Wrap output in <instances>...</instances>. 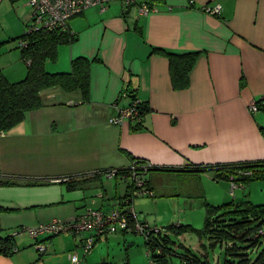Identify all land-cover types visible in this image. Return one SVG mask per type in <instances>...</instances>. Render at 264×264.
<instances>
[{"label":"crops","instance_id":"1","mask_svg":"<svg viewBox=\"0 0 264 264\" xmlns=\"http://www.w3.org/2000/svg\"><path fill=\"white\" fill-rule=\"evenodd\" d=\"M148 1L155 10L147 15L139 13V4L113 0L105 9L92 7L73 17L70 27L76 41L60 46V65L48 62L46 68L70 71L74 58H88L92 63L88 99L80 90L46 89L44 106L0 135V176L51 180L44 185L0 186V236H14L19 248L11 256L0 254V264H74L72 253H78L80 264H114L111 239L103 238L106 233L85 254L82 244L91 231L43 233L38 238L14 232L53 219L72 221L88 208H117L128 190L125 182L119 194L117 181L124 180L119 176L110 177L116 179L115 195L106 188L112 181L104 174L75 190L60 180L125 169L133 159L152 168H170L159 169L170 174H194L205 186L197 198L211 205L224 201L264 205V181L240 185L232 193L231 180H216L224 183L225 193L218 196L210 194L205 182L212 171H183L264 160V109L257 113L249 109L251 102L264 100V0ZM215 4L221 5L220 14L203 8ZM160 49L200 53L181 79L185 86L174 87L170 60ZM135 97L147 106L141 122L111 124L110 117ZM43 171L47 176H40ZM150 174L154 191L155 175ZM93 184L99 189L91 202L87 189ZM156 184L158 188L160 181ZM171 196L189 202L195 198ZM138 219L145 221L139 215ZM37 242L47 250L41 253ZM122 254H118L122 264H156L146 244L133 242ZM166 264L182 263L170 258Z\"/></svg>","mask_w":264,"mask_h":264},{"label":"trees","instance_id":"2","mask_svg":"<svg viewBox=\"0 0 264 264\" xmlns=\"http://www.w3.org/2000/svg\"><path fill=\"white\" fill-rule=\"evenodd\" d=\"M143 3H148L150 7H154L148 0H135L133 4H139L140 6ZM125 4L128 5L126 2ZM70 20L67 23L68 27L66 30L56 28L30 32L26 29L19 37L21 56L27 64L25 78L11 82L0 67V135L12 130L23 122L32 111L42 108L44 106L42 92L46 89L60 87L68 92L80 90L84 99H88L90 88L89 75L92 65L88 58L82 56L74 58L71 62L70 71L51 72L46 68L48 62L58 60L60 46L72 44L77 39L75 32L70 27ZM159 52L166 55L170 60L174 87L180 88L185 86L186 82L181 81V79L191 72L200 53L198 51L176 53L168 52L164 49H160ZM262 102L263 100L257 101L260 110L264 109ZM142 110L141 120L147 111L144 101L142 103ZM134 167L137 170L135 172L137 177L144 180L145 184L153 190L147 175L157 167L152 168V166L145 165L139 159H133L132 164L125 169H105L96 174L70 176L65 179L66 182L62 179L60 181L65 183L69 190H75L96 180L100 175L109 176L113 170H116L117 174L109 177L119 176L127 183L128 190L126 191V195L118 203V207L126 210L128 204L129 206L131 204L134 206L136 199V197H132V192L136 185V180L132 175ZM157 169L167 170L170 168L158 167ZM183 171H212L215 180L227 179L231 180V182L235 181L239 185H246L252 181H264V160L207 165L205 167L194 166ZM49 183H51V180L48 179H23L21 177L0 176V186L21 184L44 185ZM152 196L154 197L155 193ZM205 206L207 212L205 225L202 230L198 231L201 234L205 232L210 233L213 241L219 243L222 248H225V252L238 256V261L227 260L225 264H264V234L257 236L261 230H264V205H256L250 201H246L240 204L229 202L214 206L205 201ZM214 214L217 215L214 217ZM136 215L138 218L137 212ZM143 222L147 223L146 221ZM148 229V236L144 238L146 246L150 251L151 260L156 264H166L170 256L176 254L169 246L171 243L167 237V229L176 232L195 230L191 225L179 224H172L166 230L157 226L150 227V225ZM122 232L127 231L122 230ZM239 242H242V245L238 246ZM18 250L19 248L15 243L14 236H0V254L11 256ZM250 251L257 253L255 259L250 258ZM179 257L182 264H212L209 260H202L200 257L189 254L179 255Z\"/></svg>","mask_w":264,"mask_h":264},{"label":"rangeland","instance_id":"3","mask_svg":"<svg viewBox=\"0 0 264 264\" xmlns=\"http://www.w3.org/2000/svg\"><path fill=\"white\" fill-rule=\"evenodd\" d=\"M27 2L28 0H2L0 2V42L2 43L0 45V67L4 71L6 77L8 79L11 78V82L22 80L27 74V64L22 59L21 47L19 44V37L27 29V22L31 21L32 8ZM59 59L60 58L55 62H51L49 66L60 65ZM21 67V72H19ZM150 173L155 175L152 185L154 187L155 196L136 197L134 204L140 218L145 221L148 220L147 223L150 227L157 226L165 230L172 224L191 225L195 228V230H189L187 232H176L167 229V237L170 239L171 243L169 246L176 253L170 256V258H172L174 262H177L178 259L181 260L179 255L189 254L200 257L202 260H209L212 264H225L227 260L238 261V256L233 255V253L229 254L225 252V248H222L219 243L213 241L210 233L205 232L201 234L198 231L204 228L207 215L204 199L197 198V196L204 193L205 186H203L201 180L198 182L194 174H170L159 171V169L152 170ZM40 174V176H47L44 175L47 174V171H43ZM147 177H149V175H147ZM157 177H161L158 188L155 186L156 183L159 184ZM106 179L107 177L104 180ZM109 180L110 182L112 181V184L110 185L107 183L106 188H108L109 192L114 191L115 195L116 179L110 178ZM117 182H119V194H122L123 187L126 184L125 180L120 179ZM205 182L210 189V194L216 193L219 196V194L225 193L223 190L224 183L214 180V173L206 174ZM97 184L101 186L100 179H98ZM98 189L99 187L96 184L88 186L87 192H89L90 196L88 199H90L91 202L95 200L92 193H96ZM162 193L167 195H163ZM168 194H183L185 196H194L195 198L189 202L188 198L175 197ZM225 196L226 195L221 198H225ZM231 197V201H233V195ZM115 199L118 203V196H116ZM224 202L226 203L227 201ZM221 204L224 203H220L219 205ZM105 206L108 207V202H106ZM216 215L217 214H214V217ZM106 235L111 239V247L116 257L114 264L123 263L122 256L118 259V254L121 251V255H123L122 251H125L131 243L146 244L143 235L131 231L122 232V230H120ZM106 235L103 236L105 240ZM118 242L120 244H118ZM240 245H242V242L238 243V246ZM256 256V252L250 251L251 259H255Z\"/></svg>","mask_w":264,"mask_h":264},{"label":"built area","instance_id":"4","mask_svg":"<svg viewBox=\"0 0 264 264\" xmlns=\"http://www.w3.org/2000/svg\"><path fill=\"white\" fill-rule=\"evenodd\" d=\"M1 1L2 0H0V2ZM111 1L112 0H28L27 3L32 8V13L27 30L30 32L56 28L66 30L68 27L67 23L72 17L82 14L85 10L92 7H101L105 9ZM124 1L128 3V5L135 2V0ZM203 8L206 12L212 14H220L222 10L220 4H215L214 6L205 5ZM154 10L155 7H150L148 3H143L139 6V13L143 15H147ZM142 103L143 100L141 98H134L129 105L119 108L118 113L110 118V122L113 124H122L126 120L140 122L143 111ZM263 104L264 100L262 102V105ZM249 109L252 113H257L260 110L257 101L251 102ZM135 169L134 167L132 170V175L136 180L132 197L152 196L154 194L153 190L145 184L144 180L137 177L135 173L137 170ZM115 171L116 170H113L112 174H109V176L117 174ZM231 184V191L233 193L240 185L235 181ZM148 227L149 224L137 218L134 206L132 204L129 206L128 204L126 210H122L120 207L110 211H104L99 208H88L86 212L78 215L72 221L53 219L50 222L35 226L21 227L14 232V235L28 233L33 238H38L43 233L56 235L60 233L80 234L91 231L93 234L86 235L82 244L84 253L88 254L96 246L98 238L105 233L108 234L118 230H125L138 233L147 238L149 231ZM260 234H264V230H261L257 236ZM36 247L41 253L47 250L46 246L41 242H37ZM70 258L74 264H80L78 253L70 254Z\"/></svg>","mask_w":264,"mask_h":264}]
</instances>
